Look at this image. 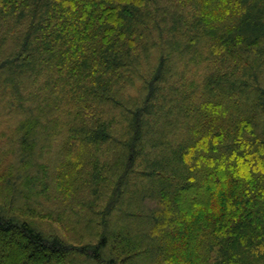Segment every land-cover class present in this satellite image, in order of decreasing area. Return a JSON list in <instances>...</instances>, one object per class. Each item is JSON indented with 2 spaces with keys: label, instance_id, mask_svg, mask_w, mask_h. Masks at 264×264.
Returning <instances> with one entry per match:
<instances>
[{
  "label": "trees",
  "instance_id": "1",
  "mask_svg": "<svg viewBox=\"0 0 264 264\" xmlns=\"http://www.w3.org/2000/svg\"><path fill=\"white\" fill-rule=\"evenodd\" d=\"M0 105V264H264V0H0Z\"/></svg>",
  "mask_w": 264,
  "mask_h": 264
},
{
  "label": "rangeland",
  "instance_id": "2",
  "mask_svg": "<svg viewBox=\"0 0 264 264\" xmlns=\"http://www.w3.org/2000/svg\"><path fill=\"white\" fill-rule=\"evenodd\" d=\"M136 88H137V84H136V86L132 89L133 91L132 92H134L135 90H136ZM6 118H7V115L5 114V111H3V109L1 108V105H0V126H5V124H2V123H5V120H6ZM7 146V143H6V141L4 140L1 144H0V148H3V147H6ZM54 190V189H53ZM72 193H78V196L80 195H86L88 198H90V195H89V193L87 192V190L85 189V187L80 183L79 185H76L75 187H74V191H70V194H69V196H64V197H62V196H60L59 195V197H57V198H48L47 196H46V198H47V202H44L45 203V205H46V203L47 204H49L48 206H59V205H65V204H67L68 206H71V205H74L75 204V206H77V204L78 203H76V200H70V196L72 195ZM106 194H108V193H106ZM139 195V194H138ZM106 197H103V200H102V203L104 202V199H105ZM125 198H126V195H125ZM126 200V199H125ZM134 200H136L135 198H134ZM64 202V203H61V202ZM180 205H183V204H180ZM67 208V207H66ZM67 211H68V208H67ZM69 214V218H70V216L73 218V219H75V217L72 215V214H70V213H68ZM79 217V216H78ZM81 217V216H80ZM66 222V224H64L65 226H62V225H60V223L59 222H57V221H54V222H52L53 223V226L52 227H50L49 226V224H47V221L46 220H42L41 221V223L42 224H40V223H38V225L40 226V228H43L45 231H46V233L47 232H49L50 231V229L52 230V229H56L57 230V232L58 233H60V234H62V235H64V238H66L67 240L69 239V240H76V238L75 237H73V233L75 234V235H78V233L77 232H72V228H71V225H73V223H74V221H72V220H67V221H65ZM78 222H83L82 224H81V229H84L83 230V232L84 231H88V235L90 234V233H93V226L91 227V226H89L88 225V223H87V221H84L83 219H81V221L79 220V218H78ZM19 243V242H18ZM16 244V246H14V249H17V246H18V248H19V244ZM10 261H13V260H10Z\"/></svg>",
  "mask_w": 264,
  "mask_h": 264
}]
</instances>
